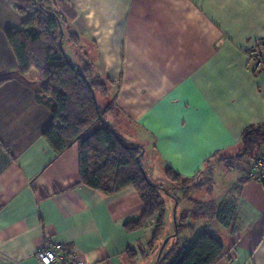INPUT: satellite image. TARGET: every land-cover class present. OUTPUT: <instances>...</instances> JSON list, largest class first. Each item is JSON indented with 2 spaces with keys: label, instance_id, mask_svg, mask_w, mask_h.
<instances>
[{
  "label": "crops",
  "instance_id": "obj_1",
  "mask_svg": "<svg viewBox=\"0 0 264 264\" xmlns=\"http://www.w3.org/2000/svg\"><path fill=\"white\" fill-rule=\"evenodd\" d=\"M63 2L77 13L75 63L109 84L101 99L116 107L109 121L118 133L133 127L134 145L151 147L167 168L196 177L214 157L241 152L245 130L264 124V71L249 55L264 42V0ZM23 21L13 1L0 0V77L19 71L7 31ZM53 123L32 86L18 78L0 86V264H41L36 253L48 242L85 264H136L126 250L142 240L125 225L144 211L139 194L81 183L79 146L57 155L44 137ZM251 164L235 178L244 183L232 227H211L229 253L220 264H264V181L247 178Z\"/></svg>",
  "mask_w": 264,
  "mask_h": 264
},
{
  "label": "trees",
  "instance_id": "obj_2",
  "mask_svg": "<svg viewBox=\"0 0 264 264\" xmlns=\"http://www.w3.org/2000/svg\"><path fill=\"white\" fill-rule=\"evenodd\" d=\"M11 1L24 17L21 28L7 31L20 68L16 74L0 77V86L18 78L33 87L25 76L31 70L39 72L37 99L51 109L54 118L44 137L57 155L74 145L79 146L81 183L107 196H114L129 187L137 191L144 211L138 219L127 222L125 229L131 234L137 233V240H143L147 230L154 227L149 243L154 248L167 226V200L164 194L174 200L177 198L149 178L142 165L144 147L128 144L109 121L108 115L113 114L116 107L113 103H101L103 97L109 96L108 82L99 77L91 65L82 66L73 62L64 51L60 40L65 38V29L77 13L68 6L65 12L53 9L52 0ZM66 38L71 43H81L74 31ZM242 143L243 150L238 154L240 167L246 161L253 162L264 148V124L248 127L243 133ZM168 170L179 181L196 180L205 171L196 177L184 178L172 168ZM243 183L244 180H240L236 184L237 198L203 205L182 212L180 219H174L177 243L167 249L166 246L155 264H220L226 260L229 255L226 245L209 225L202 227L190 247L183 245L180 248V236L184 231L195 228L191 218L195 221L212 219L223 228H231ZM169 237L173 238V235ZM126 253L130 259H135L137 251L128 247Z\"/></svg>",
  "mask_w": 264,
  "mask_h": 264
},
{
  "label": "rangeland",
  "instance_id": "obj_3",
  "mask_svg": "<svg viewBox=\"0 0 264 264\" xmlns=\"http://www.w3.org/2000/svg\"><path fill=\"white\" fill-rule=\"evenodd\" d=\"M65 3L62 0H52L51 7L58 11H66ZM70 32H73V27L67 26L65 29V38L62 40V47L64 51L69 55L73 62H79L80 52L77 54H73V49L81 50V43L75 44L71 43L67 40V36H70ZM27 81L33 85V88L38 92L39 91V83H40V74L38 71L33 70V74L31 76H26ZM101 96V95H100ZM134 132V128L126 133H120L121 137L128 144H135L133 140L132 133ZM132 135V136H131ZM239 153H232L228 155H219L215 157L205 168V171L201 173V175L193 181H182L175 180L169 173L168 168L161 162L159 157L156 155L155 151L150 147L146 150L145 154L142 158V165L144 170L148 173L150 179L153 183L158 184L166 189H168L171 193L175 195L178 201V207L176 210V220L180 219L182 212L196 209L203 205H209L211 203L219 204L223 201L231 200L235 197L236 194V181L237 178L242 174L243 168L245 167V163L240 167L238 166L240 160L238 158ZM250 161V160H249ZM235 181V182H234ZM164 198L169 202L167 208V226L166 230L159 239V241L154 244V248L149 246L150 241L153 237L154 227L151 229L152 232H148L146 235V239L140 241L138 246L133 247L137 254L135 256L136 264H141L143 261L144 255L151 253L153 254L152 262L156 259L159 251L160 244L165 242L169 235H173L175 232V205L176 200H174L171 196L164 194ZM191 223L195 225L194 230L187 231L186 235L183 234L180 236V248L183 245H187L190 247L198 235L201 232L202 228V219L193 220L190 219ZM207 225L212 227L213 229L218 230L219 225L212 219L204 220ZM185 232V231H184ZM183 232V233H184ZM215 234L222 239L224 236L218 231ZM167 236V237H166ZM166 237V238H165ZM183 237V238H182ZM177 243L175 237L171 238V240L166 245L167 247H171ZM166 247V248H167ZM146 260V258H145ZM150 261V263H152Z\"/></svg>",
  "mask_w": 264,
  "mask_h": 264
},
{
  "label": "built area",
  "instance_id": "obj_4",
  "mask_svg": "<svg viewBox=\"0 0 264 264\" xmlns=\"http://www.w3.org/2000/svg\"><path fill=\"white\" fill-rule=\"evenodd\" d=\"M250 64L258 71H264V42L256 44L250 51ZM248 177L264 181V148L248 169ZM36 258L41 264H85L76 251L66 244L48 242L41 246Z\"/></svg>",
  "mask_w": 264,
  "mask_h": 264
},
{
  "label": "water",
  "instance_id": "obj_5",
  "mask_svg": "<svg viewBox=\"0 0 264 264\" xmlns=\"http://www.w3.org/2000/svg\"><path fill=\"white\" fill-rule=\"evenodd\" d=\"M61 44H62V39L60 40ZM95 96V95H94ZM96 97V96H95ZM144 152V151H143ZM177 207H178V201L176 200V205H175V221H176V210H177ZM176 232L173 234V236H175ZM171 237H168L165 242L163 243L162 247H161V250H160V253H159V258L161 257V254L163 253L164 251V248L166 247V245L168 244V242L170 241ZM158 258V259H159ZM158 262V261H157Z\"/></svg>",
  "mask_w": 264,
  "mask_h": 264
}]
</instances>
